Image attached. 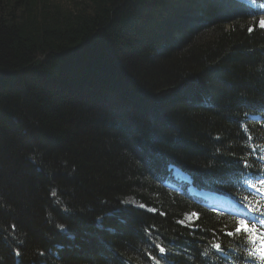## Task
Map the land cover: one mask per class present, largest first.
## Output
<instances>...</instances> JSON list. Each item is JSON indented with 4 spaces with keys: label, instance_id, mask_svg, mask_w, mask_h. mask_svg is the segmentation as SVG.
I'll list each match as a JSON object with an SVG mask.
<instances>
[{
    "label": "trees",
    "instance_id": "16d2710c",
    "mask_svg": "<svg viewBox=\"0 0 264 264\" xmlns=\"http://www.w3.org/2000/svg\"><path fill=\"white\" fill-rule=\"evenodd\" d=\"M261 15L0 0V264H264ZM172 166L248 207L247 228L165 186Z\"/></svg>",
    "mask_w": 264,
    "mask_h": 264
},
{
    "label": "rangeland",
    "instance_id": "374dc122",
    "mask_svg": "<svg viewBox=\"0 0 264 264\" xmlns=\"http://www.w3.org/2000/svg\"><path fill=\"white\" fill-rule=\"evenodd\" d=\"M259 24H260V26H262L264 28V17L260 18ZM123 204L124 205H132V206H136V207H140V208H147L139 200H137V198L135 196L126 197L124 202H123ZM208 206H210V204H208ZM210 207H212V206H210ZM241 210L244 211V212H247L246 214L248 216L251 215V213L247 209L241 208ZM196 218H197V214L193 212V213L187 214L184 217V220L182 222L185 225L191 226L195 222ZM240 228H242V229L246 228V219L245 218H242V221H240Z\"/></svg>",
    "mask_w": 264,
    "mask_h": 264
},
{
    "label": "bare ground",
    "instance_id": "6f19581e",
    "mask_svg": "<svg viewBox=\"0 0 264 264\" xmlns=\"http://www.w3.org/2000/svg\"><path fill=\"white\" fill-rule=\"evenodd\" d=\"M213 200V199H212ZM219 203H221L222 205H226V203H224V202H219ZM229 208V207H228ZM238 208V207H237Z\"/></svg>",
    "mask_w": 264,
    "mask_h": 264
},
{
    "label": "water",
    "instance_id": "95a60500",
    "mask_svg": "<svg viewBox=\"0 0 264 264\" xmlns=\"http://www.w3.org/2000/svg\"><path fill=\"white\" fill-rule=\"evenodd\" d=\"M215 198H218V197H215Z\"/></svg>",
    "mask_w": 264,
    "mask_h": 264
}]
</instances>
